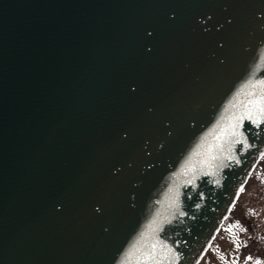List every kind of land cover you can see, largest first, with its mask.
Masks as SVG:
<instances>
[{"label":"water","instance_id":"obj_1","mask_svg":"<svg viewBox=\"0 0 264 264\" xmlns=\"http://www.w3.org/2000/svg\"><path fill=\"white\" fill-rule=\"evenodd\" d=\"M252 73L264 0H0V264H118L174 182L164 235L195 264L264 127L239 165L171 173Z\"/></svg>","mask_w":264,"mask_h":264},{"label":"snow or ice","instance_id":"obj_2","mask_svg":"<svg viewBox=\"0 0 264 264\" xmlns=\"http://www.w3.org/2000/svg\"><path fill=\"white\" fill-rule=\"evenodd\" d=\"M249 127L257 129L264 127V74L258 77L255 73L248 75L247 79L233 91L231 99L226 102L216 120L198 138L171 175L183 176L184 179L180 183L189 188L196 185L201 175L213 176L217 169L227 167V162L239 165L241 161L234 155V149L239 153H246L248 149L258 146V138L250 139L246 133ZM257 156L264 157V150L259 151ZM212 183L216 184L217 181L213 179ZM242 190L243 185H239L235 190L236 195L238 196ZM180 194L175 182L169 185L164 194L167 214L162 215L159 211L153 213L135 240L129 244L118 264H177L181 255L173 246L175 242H170L164 233L167 231L165 225L172 224L176 218L173 212L180 217L187 215L180 208ZM199 195L203 197V193ZM156 203L162 204L164 201L157 200ZM57 207L60 205L57 204ZM192 207L199 208L200 204L194 203ZM226 230L231 232L232 225L229 224ZM241 231L244 229L241 228ZM200 255L203 256L204 252L201 251ZM244 259L250 260L251 257L245 256ZM231 264H237V260H232ZM253 264H260L259 259L253 261Z\"/></svg>","mask_w":264,"mask_h":264},{"label":"rangeland","instance_id":"obj_3","mask_svg":"<svg viewBox=\"0 0 264 264\" xmlns=\"http://www.w3.org/2000/svg\"><path fill=\"white\" fill-rule=\"evenodd\" d=\"M254 166L247 183L243 184V190L219 222L209 239L210 243L202 250L204 255L199 254L195 264H225V261L231 264L234 259L237 264H253L257 259L264 264V241L257 244V238H264V230L261 231L264 228V157H260ZM229 224L232 225L231 232L226 230ZM245 256L251 259L245 260Z\"/></svg>","mask_w":264,"mask_h":264},{"label":"trees","instance_id":"obj_4","mask_svg":"<svg viewBox=\"0 0 264 264\" xmlns=\"http://www.w3.org/2000/svg\"><path fill=\"white\" fill-rule=\"evenodd\" d=\"M247 181H248V180H247ZM246 183H247V182H246ZM258 191H259V190H258ZM257 197H260V196H257ZM253 200H254V202H255V200H256V199H255V198H253ZM253 224H255V223H253ZM257 226H258V225H257ZM260 229H261V228H260ZM263 230H264V228H263V229H261V231H263ZM263 234H264V233H263ZM258 237H259V236H258ZM263 237H264V236H263ZM256 238H257V237H256ZM262 240L264 241V238H263V239H262V237H260L259 239L257 238V241H258V243H257V244H259V242H260V241H262ZM256 248H257V247H256ZM261 252H262V251H261Z\"/></svg>","mask_w":264,"mask_h":264}]
</instances>
